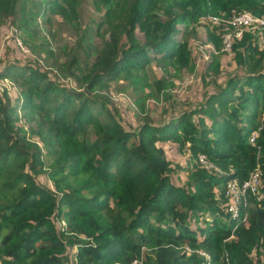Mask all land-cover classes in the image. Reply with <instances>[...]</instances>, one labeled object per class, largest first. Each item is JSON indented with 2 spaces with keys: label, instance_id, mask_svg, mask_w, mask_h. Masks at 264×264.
Segmentation results:
<instances>
[{
  "label": "trees",
  "instance_id": "16d2710c",
  "mask_svg": "<svg viewBox=\"0 0 264 264\" xmlns=\"http://www.w3.org/2000/svg\"><path fill=\"white\" fill-rule=\"evenodd\" d=\"M28 1L0 0V22L33 23L46 5L63 16L74 14V0H38L35 10H27ZM127 2L124 18L110 23L115 11L110 0H102L110 27L92 60L79 55L82 34L67 65L53 63L75 86L51 78L36 62L10 61L0 68V79L16 87L14 96L5 87L0 91V263L204 264L197 252L203 250L209 264H259L264 257L262 34L252 29L235 38L231 54L237 69L166 119L145 117L125 127L108 98L92 91L120 74L136 81L132 71L151 63H186L190 25L242 9L264 17V0ZM135 26L142 41L133 35ZM225 28L221 22L212 29ZM121 31L124 45L117 36ZM21 117L35 128L27 131ZM32 134L53 153L47 167ZM169 141L185 147L194 160L184 184L171 178L161 145ZM199 153L212 168L197 162ZM256 165L262 195L248 198L245 221L230 217L223 209V185L230 178L242 180Z\"/></svg>",
  "mask_w": 264,
  "mask_h": 264
},
{
  "label": "rangeland",
  "instance_id": "374dc122",
  "mask_svg": "<svg viewBox=\"0 0 264 264\" xmlns=\"http://www.w3.org/2000/svg\"><path fill=\"white\" fill-rule=\"evenodd\" d=\"M38 0L27 2V10H35L34 4ZM127 0H110L115 14L109 18L110 23H119L127 11ZM62 6L70 12L68 5L62 2ZM102 0H74V14L63 16L60 12L50 10L44 6L34 22L21 23V19L15 21L11 18L2 19L0 22V68L10 61L36 62L41 70L47 71L51 78L69 86H75L73 78L64 76L57 71L53 63H62L66 66L75 44L83 34L85 39L81 42L82 56H87V61L92 60L103 47L108 35L109 23L104 19ZM19 11L15 15L18 16ZM208 16V15H207ZM202 17L197 24L190 25L188 32L187 50L189 59L184 64L178 62L151 63L132 74L136 75V81H131L126 75L120 74L117 78L107 81L102 89H93V94L104 95L108 98L109 105L119 117L125 127H135L143 118L152 121L163 120L171 114L178 113L195 102L201 100L204 92L211 91L217 84H223L228 75L237 69L231 53H225L220 49L221 30H213V24L208 17ZM14 17V16H13ZM164 16L161 15V20ZM178 26H184L179 23ZM192 28V29H191ZM212 30V32H211ZM209 33L219 38L217 43L210 39ZM260 48H264V30H256ZM133 35L138 40H143L141 30L137 26L133 29ZM117 36L122 45L126 43L124 31ZM179 37V35H178ZM216 68V71H213ZM5 82L0 79V86ZM11 96L16 94L15 85L7 90ZM21 114V111H20ZM20 123L24 127L35 128L34 122L26 123L21 117ZM41 146V152L45 167L52 160L53 153H48L37 135H30ZM166 157L170 161L173 171L172 180L176 184H184L187 179L189 167L194 161L185 147L169 141L163 142ZM40 182L51 187L45 174H39ZM58 224V222H57ZM74 247L70 249V261ZM264 255V249L262 250Z\"/></svg>",
  "mask_w": 264,
  "mask_h": 264
},
{
  "label": "built area",
  "instance_id": "2783aa9c",
  "mask_svg": "<svg viewBox=\"0 0 264 264\" xmlns=\"http://www.w3.org/2000/svg\"><path fill=\"white\" fill-rule=\"evenodd\" d=\"M213 25L220 24L221 22L225 24L226 28L222 30L221 33V46L220 49L225 53H231L232 42L235 38H239L243 31L247 30H264V17L254 15L248 10L242 9L233 12L228 17L221 15H208L207 16ZM5 82L4 87H12V82L8 78H2ZM0 86V91L2 88ZM264 115V112L262 116ZM257 136V130L252 131L249 141L253 142ZM197 162L204 168H212V163L209 162L206 157L199 153L196 156ZM261 184V170L258 165H256L245 178L238 180L236 178L227 179L223 185V209L230 217L241 216L242 220L245 221V207L248 203V198L250 196H255V198H260L261 193L259 190ZM187 251H190L188 247H185ZM200 255L204 257V264H209V255L203 250L197 251ZM135 260L130 264H134ZM2 264V263H0ZM260 264H264V257H262Z\"/></svg>",
  "mask_w": 264,
  "mask_h": 264
},
{
  "label": "clouds",
  "instance_id": "9594fccd",
  "mask_svg": "<svg viewBox=\"0 0 264 264\" xmlns=\"http://www.w3.org/2000/svg\"><path fill=\"white\" fill-rule=\"evenodd\" d=\"M260 264V263H259Z\"/></svg>",
  "mask_w": 264,
  "mask_h": 264
}]
</instances>
